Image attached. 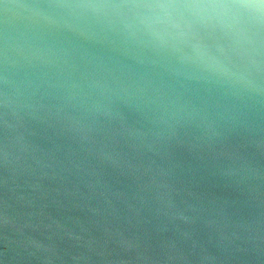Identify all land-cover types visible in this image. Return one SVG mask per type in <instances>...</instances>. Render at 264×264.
<instances>
[{"label": "water", "instance_id": "water-1", "mask_svg": "<svg viewBox=\"0 0 264 264\" xmlns=\"http://www.w3.org/2000/svg\"><path fill=\"white\" fill-rule=\"evenodd\" d=\"M0 264H264V0H0Z\"/></svg>", "mask_w": 264, "mask_h": 264}]
</instances>
